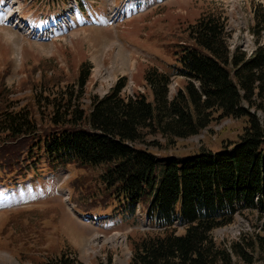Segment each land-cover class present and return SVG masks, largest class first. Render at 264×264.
<instances>
[{"label":"rangeland","instance_id":"374dc122","mask_svg":"<svg viewBox=\"0 0 264 264\" xmlns=\"http://www.w3.org/2000/svg\"><path fill=\"white\" fill-rule=\"evenodd\" d=\"M127 2L0 0L2 109L24 108L40 91L51 99L68 94V89L79 94L76 80L83 62L92 65L79 99L86 112L93 97L104 95L121 77L126 83L123 95L143 91L152 101L146 69L155 66L175 74L181 45L190 42L188 27L201 15H219L226 23L231 50L240 43L251 55L254 47L245 43L246 31L253 33L257 12L264 11V0ZM254 39L255 46L264 48V26ZM51 78L49 87L43 85ZM186 82V77L173 75L170 95ZM47 105L45 99L36 109L37 125L42 124V112H50ZM251 110L264 116V108ZM244 125V117L216 115L195 135L169 142L147 133L140 143L162 154L219 150L237 140ZM0 137L5 140L3 133ZM29 164L22 173L0 170V264H43L61 251L73 257L74 264H130L134 241L158 231L147 221L143 204V212L136 209L133 216L129 206L126 211L117 195L105 188L104 166L69 163L50 168L43 157ZM211 234L217 246L232 252L234 264H264V211L239 212ZM233 243L242 245L249 257L237 256Z\"/></svg>","mask_w":264,"mask_h":264},{"label":"trees","instance_id":"16d2710c","mask_svg":"<svg viewBox=\"0 0 264 264\" xmlns=\"http://www.w3.org/2000/svg\"><path fill=\"white\" fill-rule=\"evenodd\" d=\"M256 17L258 33L264 11ZM188 32L190 42L181 45L176 68L187 82L173 96L171 74L153 66L144 74L152 101L142 92L123 95L121 77L106 94L93 97L86 112L79 99L91 63L83 62L76 80L79 94L68 89L51 99L40 91L24 108L0 104L5 139L0 137V170L22 173L40 157L50 168L102 165L109 192L130 210L145 204L151 222L162 230L134 241L130 264H234L232 252L215 244L212 230L230 223L236 213L264 211V116L251 110L264 108V48L250 56L240 47L232 51L226 24L215 13L201 15ZM2 89L0 84V102ZM45 99L50 112H42L37 125L36 109ZM216 115L245 118L238 139L219 150L162 154L140 143L147 133L169 142L195 135ZM177 225L185 231H174ZM231 246L237 256L249 255L242 245ZM74 260L61 251L43 264Z\"/></svg>","mask_w":264,"mask_h":264}]
</instances>
